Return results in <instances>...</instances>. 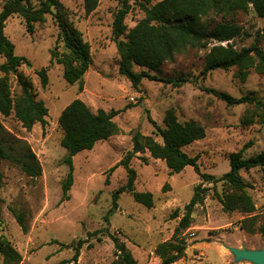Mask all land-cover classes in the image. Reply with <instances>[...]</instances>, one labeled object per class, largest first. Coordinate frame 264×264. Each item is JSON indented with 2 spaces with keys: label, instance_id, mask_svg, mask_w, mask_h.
<instances>
[{
  "label": "rangeland",
  "instance_id": "obj_1",
  "mask_svg": "<svg viewBox=\"0 0 264 264\" xmlns=\"http://www.w3.org/2000/svg\"><path fill=\"white\" fill-rule=\"evenodd\" d=\"M5 1L0 0V13ZM29 1L38 6L41 0ZM59 1L69 22L90 45L93 63L84 77L83 91H80L78 84L66 83L63 66L50 64L52 50L64 52L52 16L36 24L32 35L27 33L19 16L6 22L4 34L14 44L15 54L31 62L30 67L23 65L19 72L31 80L35 98L44 103L48 116L46 126L36 124L27 131L14 114L0 115V140L5 138V144L13 146L16 155L24 154L29 147L42 169L41 175L33 180L19 166L3 162L0 238L19 251L21 264H111L115 260L112 236L126 244L139 264H156L155 248L172 240L185 207L194 195V188L201 184L200 176L191 167L180 174H171L164 161L153 159L148 151L139 153L130 164L137 172L136 191L152 193L154 207L147 209L125 193L118 200L117 210L109 215L114 192L127 181L123 167L119 166L111 173L110 170L132 151L135 133L152 136L155 129L148 116L164 128V116L171 109L181 123L194 120L205 128V138L184 149L189 156L198 157L201 173L220 178L230 171V154L242 150L243 158L248 159L264 153V126L246 127L242 121L253 108L248 105L228 107L204 91L208 88L235 98L249 94L264 98V75L251 72L247 80L241 82L234 75L237 69L232 68L227 72L213 71L203 79L200 73L208 50L187 49L177 54L172 62L165 63L158 74L151 73L157 80L145 79L138 89H134L119 74V55L113 36L114 17L123 0H99L97 9L90 14L85 11L84 0ZM131 4L125 21L128 29L144 18L139 6L133 0ZM234 19L247 30L251 31L254 25L264 29V19H257L253 11L249 15L239 13ZM236 43L248 46L251 40ZM4 62L0 57V65ZM43 68L48 70L46 88L41 86L36 75ZM135 71L140 72V69L135 68ZM178 78L185 79L186 83L181 87L168 83ZM10 82L12 91L16 92L14 76H10ZM76 99L84 101L93 113L121 111L114 118L119 132L109 140L97 143L92 151L74 158L70 199L62 202V184L68 167L64 163L67 152L60 145L63 132L58 121L62 111ZM154 138L162 142L159 137ZM241 175L256 205V224L259 226L264 218V167L242 171ZM202 187L207 189L204 202L196 206L191 228L180 237L188 246L182 264H255L237 261L230 249L264 251V237L249 235L240 229L244 214L223 211L218 195L227 194V187L222 183H203ZM12 209L27 214V234L22 232ZM176 211L179 217L173 219L171 216ZM96 231L102 233L97 237L90 236ZM81 240L86 243L78 261L73 262V248L61 246H75ZM196 243L201 244V249L191 248Z\"/></svg>",
  "mask_w": 264,
  "mask_h": 264
},
{
  "label": "trees",
  "instance_id": "obj_2",
  "mask_svg": "<svg viewBox=\"0 0 264 264\" xmlns=\"http://www.w3.org/2000/svg\"><path fill=\"white\" fill-rule=\"evenodd\" d=\"M132 0H123L122 7L117 11L113 22V36L119 55V74L125 77L134 89H138L143 80H157L156 76L167 62H172L177 54L187 49L208 50L204 56V68L200 76L205 79L216 70L230 71L236 68L235 77L245 82L251 72L264 75V29L254 25L251 31L239 25L235 16L239 13L249 15L251 11L257 19H264V0H133L144 14L137 25L128 29L125 24L129 15ZM99 0H84L87 14L94 12ZM13 16L23 19L26 31L32 35L35 25L44 22L47 16H52L58 26V39L63 44L61 54L51 51L50 64L63 66V78L70 85H79L83 91L84 77L93 63L90 45L73 27L66 16V10L59 0H41L34 6L29 0H7L2 5L0 13V57L5 62L0 65V115L8 117L14 114L22 127L31 131L36 124L47 125L48 109L43 102L37 101L33 93L30 79L19 72L23 65L31 66V62L15 54L14 44L5 36L6 22ZM214 16V17H213ZM220 18V20H216ZM247 45L238 46L236 41ZM139 68L140 72H136ZM43 88L48 85V70L43 68L36 72ZM10 76L16 79V92L12 91ZM174 87H181L186 80L178 78L168 81ZM223 101L228 107L248 105L252 112L242 120L243 125L250 127L256 124L264 126V98L252 94L235 98L229 94L213 89H204ZM121 111L99 110L93 113L81 99L70 103L59 117V127L63 132L60 145L67 152L64 159L68 173L62 184V202L70 199L69 192L74 183V158L83 152L92 151L97 143L109 140L119 132L114 121ZM154 126L152 136H143L137 132L132 138L133 148L126 157L110 170L123 167L127 172L126 184L113 194V208L109 215L118 208V200L122 194H130L134 201L147 209L154 207V196L150 192L136 191L137 172L130 166L137 154L148 151L155 160L166 163L171 174H180L186 168H193L200 176L201 184L194 188V195L185 207V214L176 227L171 241L159 244L155 255L161 264H176L186 256V241L180 239L185 231L191 228L192 217L197 205L202 204L207 195L203 183L216 185L222 183L229 192L223 197L218 195L224 212H240L245 218L240 223V229L249 235L259 234L264 237V218L257 226V208L253 198L248 194V184L242 177V171H251L264 167V153L244 159L243 151L232 153L228 157L230 171L217 178L214 175L200 172L198 157H191L185 148L205 138V128L194 120L181 123L174 110H168L164 116V128L148 116ZM159 137L162 142L155 140ZM17 141V140H15ZM5 138L0 140V191L3 173L1 166L8 161L19 166L33 180L42 173L41 166L29 147L24 154H15L13 146H7ZM146 161V160H144ZM109 184L108 179L105 182ZM1 201V198H0ZM12 213L22 232L27 234L29 227L26 213L12 209ZM2 210L0 207V221ZM173 219L179 217L176 211ZM108 221V217H106ZM102 231H96L90 236L97 237ZM109 235V234H108ZM115 245V260L111 264H139L124 242L111 237ZM101 241V238H97ZM86 243L79 241L74 245L61 247L74 250L73 262H77L81 249ZM0 256L2 264H21L22 256L14 246L0 238Z\"/></svg>",
  "mask_w": 264,
  "mask_h": 264
},
{
  "label": "water",
  "instance_id": "obj_3",
  "mask_svg": "<svg viewBox=\"0 0 264 264\" xmlns=\"http://www.w3.org/2000/svg\"><path fill=\"white\" fill-rule=\"evenodd\" d=\"M230 251L235 255L237 261L246 260L255 264H264V251H248L231 248Z\"/></svg>",
  "mask_w": 264,
  "mask_h": 264
},
{
  "label": "crops",
  "instance_id": "obj_4",
  "mask_svg": "<svg viewBox=\"0 0 264 264\" xmlns=\"http://www.w3.org/2000/svg\"><path fill=\"white\" fill-rule=\"evenodd\" d=\"M243 232L245 233V231H243ZM200 245H201L200 243H196L191 248L201 249ZM186 255H187V252H186ZM184 260H186V256L181 261L177 262L176 264H182L184 262ZM154 262L156 264H161V260L158 257H155Z\"/></svg>",
  "mask_w": 264,
  "mask_h": 264
}]
</instances>
